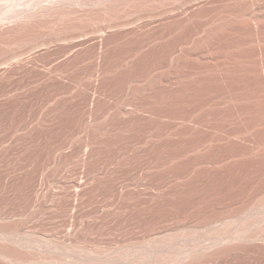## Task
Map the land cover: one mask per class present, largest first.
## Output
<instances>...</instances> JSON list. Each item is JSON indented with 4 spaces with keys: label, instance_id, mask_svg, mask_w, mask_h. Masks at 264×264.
<instances>
[{
    "label": "rangeland",
    "instance_id": "rangeland-1",
    "mask_svg": "<svg viewBox=\"0 0 264 264\" xmlns=\"http://www.w3.org/2000/svg\"><path fill=\"white\" fill-rule=\"evenodd\" d=\"M51 1L0 0V264H264V0Z\"/></svg>",
    "mask_w": 264,
    "mask_h": 264
},
{
    "label": "bare ground",
    "instance_id": "bare-ground-1",
    "mask_svg": "<svg viewBox=\"0 0 264 264\" xmlns=\"http://www.w3.org/2000/svg\"><path fill=\"white\" fill-rule=\"evenodd\" d=\"M103 0H58L57 2L56 1H51V3L52 4H50V5H43V4H41V2H40V5H41V7L39 6V8L35 11V9H34V11L31 13V14H28V13H26V11H25V13L24 14H22V16L24 15L25 17H20L18 20H20L21 18H22V20L24 21V20H30V19H36V17L38 18V17H44L45 15H48V14H51L52 12H54V10L55 9H57V7L59 8V6H62L63 5V7L62 8H64V5L65 4H70V5H78V6H90V5H93V4H97V3H101ZM195 1H197V0H195ZM225 1V0H224ZM258 1V0H257ZM105 2V1H104ZM109 2V1H108ZM200 2V1H199ZM226 2V1H225ZM245 2V1H244ZM243 2V3H244ZM103 3V2H102ZM218 3V2H217ZM252 3H253V0H252ZM17 4V3H16ZM216 4V3H215ZM231 4V3H230ZM251 4V3H250ZM254 4H256V3H253V5ZM43 5V6H42ZM100 5V4H99ZM104 5V4H103ZM187 5V4H186ZM202 5V4H201ZM242 5V4H241ZM256 5H258V4H256ZM255 5V6H256ZM199 6V5H198ZM71 7V6H70ZM75 7V6H74ZM82 7V8H83ZM91 7V6H90ZM200 7V6H199ZM220 7V6H219ZM222 7V6H221ZM251 7V6H250ZM253 7V6H252ZM32 9V8H31ZM65 9V8H64ZM63 9V10H64ZM72 9V8H71ZM254 9V8H253ZM256 9V8H255ZM254 9V10H255ZM33 10V9H32ZM68 10V9H67ZM74 10V9H73ZM200 10V9H199ZM248 10V9H247ZM252 10V9H251ZM30 11V10H29ZM28 11V12H29ZM203 12V11H202ZM248 12V11H247ZM252 12V11H251ZM65 13V12H64ZM161 13V12H160ZM166 13V12H165ZM169 13V12H168ZM257 13V12H256ZM26 14H28V15H26ZM81 14V13H80ZM205 14V13H204ZM203 14V15H204ZM264 14V13H263ZM64 15V14H63ZM70 15V14H69ZM156 15H158V14H156ZM163 15V14H162ZM249 15V14H248ZM252 15V14H251ZM254 15V14H253ZM256 15V14H255ZM254 15V16H255ZM258 15H259V13H258ZM257 15V16H258ZM14 16V15H13ZM50 15H48V17H49ZM159 16V15H158ZM262 16V15H261ZM17 17V16H16ZM47 17V16H46ZM54 17V16H53ZM56 17V16H55ZM66 17V16H65ZM64 17V18H65ZM195 17V16H194ZM248 17V16H247ZM45 18V17H44ZM58 18V17H57ZM258 18V17H257ZM40 19V18H39ZM53 19H55V18H53ZM187 19V18H186ZM203 19V18H202ZM255 19L256 18H254V21H255ZM17 20V21H18ZM43 20V19H42ZM50 20H52V19H50ZM56 20V19H55ZM188 20V19H187ZM257 20V19H256ZM16 21V22H17ZM40 21V20H39ZM249 21H250V19H249ZM252 21V20H251ZM253 21V22H254ZM29 22V21H28ZM193 22H195V21H193ZM30 23V22H29ZM254 24H256V23H254ZM121 25V24H120ZM124 25V24H123ZM128 25H129V23H128ZM133 25V24H132ZM126 26V24L124 25V27ZM130 26V25H129ZM261 26V25H260ZM123 27V28H124ZM259 27V26H258ZM120 28V27H119ZM82 31V30H81ZM86 30H84V32H85ZM226 31V30H225ZM257 31V30H256ZM79 32H80V30H79ZM78 32V33H79ZM84 32H80V33H84ZM88 32V31H87ZM107 32V31H106ZM105 32V33H106ZM223 32V31H222ZM66 34V33H65ZM71 34V33H70ZM105 35V34H104ZM263 41V40H262ZM264 51V50H263ZM262 53V52H261ZM259 54V53H258ZM258 63V62H257ZM260 64V63H259ZM258 66V65H257ZM264 79V78H263ZM262 80V79H261ZM258 81V80H257ZM263 81V80H262ZM261 82V81H260ZM249 87V86H248ZM251 87V86H250ZM256 89V88H255ZM261 93V92H260ZM258 95V94H257ZM243 96V95H242ZM264 97V96H263ZM254 102V101H253ZM256 105V104H255ZM248 106V105H247ZM246 107V106H245ZM245 109V108H244ZM254 110V109H253ZM226 114V113H225ZM255 116V115H254ZM226 117H228V116H226ZM234 121V120H233ZM256 124V123H255ZM250 125V124H249ZM258 127V126H257ZM253 130V129H252ZM255 131V130H254ZM264 137V136H263ZM259 141V140H258ZM261 142V141H260ZM259 142V143H260ZM259 149V148H258ZM247 152V151H246ZM247 154H249V153H247ZM263 170V169H262ZM262 177V176H261ZM261 184V183H260ZM249 192V191H248ZM258 192V191H257ZM249 194V193H248ZM263 197H264V194H263ZM263 197H261V199H263ZM250 198V197H249ZM260 198V197H259ZM256 200V199H255ZM264 200V199H263ZM262 200V201H263ZM257 202V201H256ZM261 203H264V202H261ZM256 204V203H255ZM260 204V203H259ZM258 221V220H257ZM256 221V222H257ZM247 223H249V222H247ZM251 224V223H250ZM257 224H258V222H257ZM256 224V225H257ZM248 226V225H247ZM250 226V225H249ZM255 226V225H254ZM244 228H245V226H244ZM249 228H251V226L249 227ZM252 229V228H251ZM251 229H249V230H251ZM248 230V229H247ZM240 231V230H239ZM235 232V231H234ZM241 232V231H240ZM259 232H260V230H259ZM254 234V233H253ZM261 234V233H260ZM263 234V233H262ZM259 235V234H258ZM257 235V236H258ZM253 236V235H252ZM249 237H251V236H249ZM255 237V236H254ZM260 237V236H259ZM251 238H253V237H251ZM250 238V239H251ZM256 239H257V237H255ZM254 238V239H255ZM244 240H246L245 238H244ZM247 240H248V237H247ZM253 240V239H252ZM248 243V242H247ZM234 244V243H233ZM239 244V243H238ZM241 244V243H240ZM230 245V244H229ZM237 245V244H236ZM34 246V245H33ZM239 246V245H238ZM259 246H260V244H259ZM36 247V246H35ZM236 247V246H235ZM249 247V246H248ZM224 248V247H223ZM237 248V247H236ZM261 248V247H260ZM260 248H258V249H260ZM217 249H219V248H217ZM231 249V248H230ZM234 250V249H233ZM243 250V249H242ZM214 252L215 251H217V250H213ZM238 251V250H237ZM208 254V253H207ZM214 254H216L217 255V252L216 253H214ZM31 255V254H30ZM38 255V254H37ZM198 255V254H197ZM32 256V255H31ZM201 256V255H200ZM203 256H205L206 257V255H204L203 254ZM35 257V256H34ZM211 257V256H210ZM210 257H209V259H210ZM213 257V256H212ZM215 257V256H214ZM36 258V257H35ZM163 258V257H162ZM180 258V257H179ZM219 258V257H218ZM34 259V258H33ZM38 259V257L36 258V260ZM28 260V259H27ZM30 260V259H29ZM35 260V259H34ZM177 261L179 260V259H176ZM188 260V259H187ZM190 260V259H189ZM211 260V259H210ZM157 261V260H156ZM158 261H159V259H158ZM168 261V260H167ZM173 261H175V260H173ZM165 263V262H164ZM170 263V261L168 262V264ZM172 263H174V262H172Z\"/></svg>",
    "mask_w": 264,
    "mask_h": 264
}]
</instances>
